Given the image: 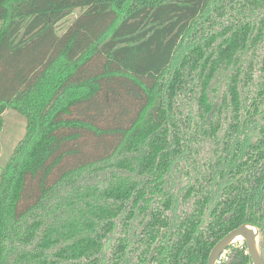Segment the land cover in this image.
I'll use <instances>...</instances> for the list:
<instances>
[{
	"label": "trees",
	"instance_id": "16d2710c",
	"mask_svg": "<svg viewBox=\"0 0 264 264\" xmlns=\"http://www.w3.org/2000/svg\"><path fill=\"white\" fill-rule=\"evenodd\" d=\"M7 108L0 264H206L264 181V0H0Z\"/></svg>",
	"mask_w": 264,
	"mask_h": 264
},
{
	"label": "flooded vegetation",
	"instance_id": "af4514ba",
	"mask_svg": "<svg viewBox=\"0 0 264 264\" xmlns=\"http://www.w3.org/2000/svg\"><path fill=\"white\" fill-rule=\"evenodd\" d=\"M258 170L259 171L256 170L253 172V177L251 178V181H250V187L246 188L243 191L244 195L247 196L249 205H251V207H252V219L253 220L243 221L239 225L235 226L234 228H236V227H238L244 223H248V224H251L254 227H256V229L258 230V233H257L258 235L256 237L257 250H258V253H259L261 259L264 262V181L260 182V184L258 186H255L257 184L256 177L260 176L261 172H262L261 168H259ZM217 192H218V190H217ZM218 198H219V196H217V193H216L215 198L208 204L206 212L204 214V225L206 224V222L208 220L210 210L212 209L214 203L218 200ZM230 216H231L230 213H225L223 217H224V219H227ZM234 228H232V229H234ZM232 229H230V230H232ZM242 241H243L242 247L246 248L245 241L244 240H242ZM242 247H240V248H242ZM246 251H247V249H246ZM245 254L249 255L248 251ZM227 260H228V258H227ZM249 264H252L251 259H250Z\"/></svg>",
	"mask_w": 264,
	"mask_h": 264
},
{
	"label": "rangeland",
	"instance_id": "374dc122",
	"mask_svg": "<svg viewBox=\"0 0 264 264\" xmlns=\"http://www.w3.org/2000/svg\"><path fill=\"white\" fill-rule=\"evenodd\" d=\"M83 8H76L57 24V31L61 33L71 21L82 12ZM26 119L14 108H7L4 112L3 127L0 131L1 157L5 160L9 150L25 133Z\"/></svg>",
	"mask_w": 264,
	"mask_h": 264
},
{
	"label": "water",
	"instance_id": "95a60500",
	"mask_svg": "<svg viewBox=\"0 0 264 264\" xmlns=\"http://www.w3.org/2000/svg\"><path fill=\"white\" fill-rule=\"evenodd\" d=\"M257 233L258 230L256 227L248 223L241 224L240 226L230 230L213 245L209 252L206 264H215V260L218 255L239 239L245 241L246 249L249 253L252 264H264L257 250Z\"/></svg>",
	"mask_w": 264,
	"mask_h": 264
},
{
	"label": "built area",
	"instance_id": "2783aa9c",
	"mask_svg": "<svg viewBox=\"0 0 264 264\" xmlns=\"http://www.w3.org/2000/svg\"><path fill=\"white\" fill-rule=\"evenodd\" d=\"M243 241L242 240H236L233 244H231L228 248L224 249L216 258L215 264H224L228 258V254L231 251L232 247H242ZM245 253H247L246 248L244 250Z\"/></svg>",
	"mask_w": 264,
	"mask_h": 264
}]
</instances>
